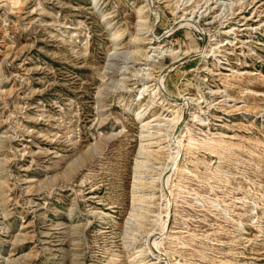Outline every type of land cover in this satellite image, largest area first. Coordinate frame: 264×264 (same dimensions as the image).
<instances>
[{
	"label": "rangeland",
	"instance_id": "rangeland-1",
	"mask_svg": "<svg viewBox=\"0 0 264 264\" xmlns=\"http://www.w3.org/2000/svg\"><path fill=\"white\" fill-rule=\"evenodd\" d=\"M0 264H264V0H0Z\"/></svg>",
	"mask_w": 264,
	"mask_h": 264
},
{
	"label": "bare ground",
	"instance_id": "bare-ground-1",
	"mask_svg": "<svg viewBox=\"0 0 264 264\" xmlns=\"http://www.w3.org/2000/svg\"><path fill=\"white\" fill-rule=\"evenodd\" d=\"M113 49V48H112ZM112 51V50H111ZM110 53V49L107 51V52H105V54H104V57L106 58V57H108V54ZM111 54V53H110ZM110 56V55H109ZM110 58V57H109ZM108 59V58H107ZM136 155V154H135ZM133 185H134V182H133ZM134 188H135V186H134ZM78 236V235H77Z\"/></svg>",
	"mask_w": 264,
	"mask_h": 264
}]
</instances>
